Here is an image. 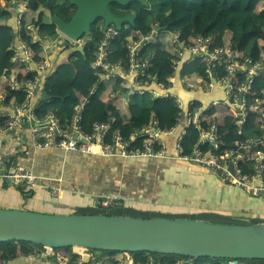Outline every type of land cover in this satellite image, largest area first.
I'll return each instance as SVG.
<instances>
[{"label":"built area","instance_id":"obj_1","mask_svg":"<svg viewBox=\"0 0 264 264\" xmlns=\"http://www.w3.org/2000/svg\"><path fill=\"white\" fill-rule=\"evenodd\" d=\"M10 7H17L16 22L20 45L24 55H20L18 48L14 55V62L21 61L25 72L36 71L37 75L24 80L20 74H12L10 90L23 91V97H17L15 102H5L6 95H0V133L16 131L25 124L32 126L34 146L39 149L53 147L76 153H92L103 156H117L122 158H175L178 161L194 163L204 170L222 175L236 187L252 196H264V60L247 54L243 49L230 45H217L211 35L196 34L187 42L180 32H171L170 43L174 49L170 62L172 74L167 78L168 85L158 76L151 73V56H145L148 46L157 43L158 24L151 28L132 30L131 41L124 43L126 56L123 59L112 58L111 44L122 30H117L111 24L104 30V23L100 25L102 38L98 47L92 52V67L97 70L99 79H115L125 86L122 94H144L149 91L157 101L174 97L179 106L176 113V125L167 130L158 127L154 122L149 127L129 123L124 119L121 126L132 125L133 129L126 134L118 127L117 119L109 116L93 121L91 131H87L83 121L89 115L86 108L89 96L95 93L97 82L88 95H81V101L70 124L63 125L53 111L41 117L30 109V100L39 86V71L48 62L39 61L30 53L20 31L24 26L27 3L22 0H11ZM130 25H125L128 30ZM28 29L35 32L34 25ZM33 38L37 36H32ZM71 40L73 46H85V40ZM32 62L36 69L32 67ZM196 64L204 71L201 75L209 83V89L221 87L224 96L202 103L191 100L188 111L184 112L183 99L173 93L169 86L179 77L178 72L184 64ZM38 70V71H37ZM21 76V77H20ZM180 81L195 88V84L186 75ZM201 88V87H198ZM183 120L181 133L175 143V155L170 156L162 135L170 134ZM253 126L260 129L257 136L246 139H235L228 142L223 138L222 130L230 132L236 130L238 135L250 130ZM194 128L199 131L198 137L189 141L191 151L185 150L186 130ZM230 165L232 169H230ZM0 178L9 183L31 190L43 184L44 177L31 169L21 167L8 156L0 158ZM65 189L52 186L53 196L61 195ZM100 205L104 209L113 208L116 202L102 197ZM31 249L28 253L18 252L5 259L0 258V264H164L150 256L145 262H136L133 255L126 253L119 257L101 254L96 249L83 248L77 251L72 248L75 256L66 252L58 253L57 248L28 242ZM96 250V251H95ZM177 264H181L178 262ZM228 264H240L238 259H229Z\"/></svg>","mask_w":264,"mask_h":264},{"label":"trees","instance_id":"obj_2","mask_svg":"<svg viewBox=\"0 0 264 264\" xmlns=\"http://www.w3.org/2000/svg\"><path fill=\"white\" fill-rule=\"evenodd\" d=\"M2 1L4 2L0 5V22L4 23H0V90L6 93L5 102L10 103L13 99L15 101L17 97H23V91L14 92L10 90L9 81L11 80V74H20L24 80H29L35 77L37 72L22 71L21 67L23 68V63L18 60L4 69L2 68V62L12 53L9 51L10 42L13 39L12 27L7 21L14 13L13 10L8 7L11 0ZM22 1L27 3V10L25 13L24 26L20 31L21 37L25 41L30 53L36 56L39 61H42L44 60L45 41H49L50 38L58 35L57 26L55 24H42L43 15L51 16L58 14L66 19L63 9L69 11L73 9L74 6L68 0ZM261 1L263 0H146L149 6L143 5L138 1L131 2L127 6L112 2L110 4V9L115 15L122 16L133 12L139 15V22L136 23L135 26H131L128 30L123 29L111 44V51H113L112 58L114 60L125 58L126 50L123 45L126 41H131L132 30L141 29L145 31L143 27L149 29L153 24H158L162 29L159 31L157 43L148 46L144 55L151 56L154 54L151 57L149 71L158 76L159 82L163 81L167 85L169 84L167 78L172 74L169 68L172 59L171 53L174 51L170 43L171 32H180L187 42L191 41V38L196 34L211 35L217 45L239 47L247 54L259 58L263 55L264 51V46L261 44V41H264V7L260 10L257 9V5ZM259 5L264 6V3ZM143 7H149V11L144 19H140V12L144 11ZM177 8H179L181 12L179 17L177 16ZM29 11L31 14L29 19L26 20V14ZM100 21L101 18H97L91 25L90 32L83 36L90 46L87 53L85 55L77 54L69 62L58 65L57 69L46 78L44 83L45 98L41 100L34 111L41 117L45 116L49 111H53L59 121L67 126L70 124L76 111V106L81 101V95H88L93 85L97 82L95 93L89 96V103L86 108L89 115L87 119L83 121L86 130L91 131V124L96 119L99 120L114 116L117 119L118 127H120L124 133L128 134L133 129L132 125L126 124L125 126H121L122 121L125 119L123 114L111 102L103 100L111 98L112 94L122 95L121 91L126 89L125 86L115 79H99L97 70L92 67V52L98 47L102 38V30L99 27ZM30 25L36 27L37 37L35 38L32 37V31L28 29ZM193 73L204 75V71L201 67L196 64L185 63L179 72V76L181 75L184 77ZM6 79L9 81L6 82ZM100 99L105 102V110L101 114L93 113ZM129 105L136 108L132 109L130 107L129 119H126L129 123L134 122V124L137 125V122L143 120L144 116H149V111H152L158 122V127L162 130L171 129L177 123L176 113L179 111V106L174 97L165 99L164 101H157L149 91H146L144 94L137 93L130 95ZM3 121L4 118L0 117V123H3ZM222 132L223 138L231 142L235 139H246L257 136L260 133V129L253 126L250 130L244 131L242 135H238L236 130L226 133L223 129ZM198 134L199 131L197 129L190 128L186 130V151L192 150L193 147L189 141L197 138ZM9 158L13 160V158ZM216 176L222 183L235 188V185L222 175L216 174ZM2 180L4 187H8L9 184H11L7 179ZM157 186H160V184H157ZM19 189L23 194L30 193V191L26 193L21 187H19ZM168 190L171 191V194L173 193L170 187ZM160 193L161 191L158 190L153 194L150 191L145 193L142 191L140 195L136 192V194L139 195L136 200L158 202L159 200H164L162 197L157 196ZM247 195L261 199L259 204L256 199L253 200L254 209L260 214L261 207H264V196ZM166 200H172L178 203L182 201L180 195L177 197H167ZM212 200L216 199L214 198ZM224 202H227V198L224 199ZM99 208L104 209L102 207ZM113 208H116V206ZM226 210L233 215V219H249L254 218V216L256 217V212L247 209L236 210L226 208ZM107 214L111 215L109 212ZM261 214H264V212ZM75 249L77 251L83 250V248L77 247H75ZM30 250L28 242L25 241L0 242L1 259H5L11 254H16L18 252L28 253ZM56 251H59V249H56ZM65 251L75 256L71 247H65ZM97 252L115 257L127 253L107 250ZM130 254L134 256L137 263L147 261L150 256H154L155 259L164 264H177L179 261H181V264H228L229 260L209 256L194 258L176 254L150 253L146 251ZM239 260L240 264H245L246 262L264 264V259Z\"/></svg>","mask_w":264,"mask_h":264},{"label":"crops","instance_id":"obj_3","mask_svg":"<svg viewBox=\"0 0 264 264\" xmlns=\"http://www.w3.org/2000/svg\"><path fill=\"white\" fill-rule=\"evenodd\" d=\"M263 3L264 0L258 3V10L264 7L259 5ZM8 7L14 12L12 17L7 21V23L12 27L13 39L11 40L9 47V51L12 53L6 60L2 62L3 69L14 62V55L18 53V51L16 52L17 48L20 52V55H24L23 49L21 47L22 45H20L21 39L16 22V13H18V9L17 7ZM144 10L146 9L144 8ZM69 11L72 12V15H70L71 12H69L68 15L66 10L63 9L64 15L66 17L69 16L70 19L75 13L76 7L74 6V9ZM137 20L138 18L136 19V23L139 22V20ZM102 23L105 25L104 19L100 21L99 27ZM125 25H130V27L135 26L128 22L123 23L121 29L122 31ZM158 27L160 26L158 25ZM32 33V36H37L36 31H32ZM83 36L80 38V40L82 39L87 41L85 38H83ZM66 38L69 40L71 39L58 32L57 36L50 38L49 41H45V53L43 55V61L46 60L48 65L43 69H40L38 73L40 77L39 86L30 100V109L32 110L38 107L41 100L45 98L44 83L46 78L57 69L58 65L69 62L77 54H82L78 50H75L74 48L76 46L73 45H71L72 49L70 51L64 49L63 43ZM89 49L90 46L88 43L84 46L85 54ZM262 56L259 58L263 59ZM32 67L36 69V65L33 62ZM21 69L22 71H26L25 66L23 68L21 67ZM180 77L182 76L180 75L174 81V83L169 86V89L172 92L175 91L180 94L179 87L182 86L186 90L192 92V99H194V101L202 103H209L212 100L222 98L224 96V91L221 87H215L206 93V89H203L201 86V88H189L188 85L180 81ZM10 82L11 80L9 81V86ZM3 94L6 95L5 92L0 90V95ZM122 95L112 94L111 98H106L103 100L106 102H111L118 109H120L119 104L121 103H123L124 106L136 109L135 107L130 106L129 100L127 101L124 99ZM103 100H99L98 104L93 110V113L101 114L104 112L105 102ZM11 102H15L14 99ZM122 114L125 119H129V116H126L123 112ZM143 118V120L137 123L142 127H149L153 124L155 117L152 111H149V116H144ZM183 124L184 122L182 120L181 123L170 134L162 135L170 156L175 155L176 139L181 133ZM33 143L34 139L32 126L28 123L14 132L6 131L0 133V158L4 157L5 155L11 157L21 167L25 169H31L44 177L43 184L31 190H25L26 193L28 191H30V193L23 194L21 191L20 193L16 191V193L10 194L13 199H11L9 194L6 195V198L4 199H6L7 202L12 203V205H23L24 198L26 199L27 196H30L29 198L31 201L29 203V207L32 208L15 207L17 209H28L50 213H65L61 211H53L56 206L52 205H66V203L63 201L65 198L64 194L69 191L72 194L67 197L68 201L69 203L78 204L76 209L84 210L85 199L80 197L79 194L83 196L85 194L89 200L92 199L95 201L93 202L94 206H90L88 208L89 213H99L96 211L99 209V207H101L100 200L102 197L106 196L116 202L115 209L123 210V212L119 213L120 215L139 217H188L191 219H205L214 222L237 223L232 220L225 221V215H229L231 218H233V215L228 213L226 208L236 210L247 209L256 212V216L264 212V207H261L260 214L254 209L253 200L256 199L259 204L261 199L250 197L243 190L232 188L229 185L222 183L218 179V175L216 176L215 173L204 170L202 167L195 165L194 163L178 161L171 157L165 159H129L117 156L108 157L92 153H76L55 149L53 147L39 149L36 148ZM157 184H160V186H157ZM2 186L4 187L3 182ZM52 186H61L65 189V191L57 197L53 196L51 194ZM15 187L19 189L18 186L15 185ZM169 187L173 192L172 194L170 193L171 191L168 190ZM5 188L9 189V186ZM43 190L47 191L46 195ZM156 190L161 191V193L157 196L162 197L164 200H159L158 202H149L153 204L142 203L145 201L136 200V198L140 195V192L143 191L145 193L150 191L153 194ZM136 192L139 193V195L136 194ZM178 195H180L182 199V201L179 203L172 200H166L167 197H177ZM48 197H52L54 200L51 201ZM214 198L216 200H212ZM225 198H227L226 203L224 202ZM123 202H130L132 205L136 206L122 208ZM119 205L120 207H118ZM147 205L156 206L157 208L161 207L165 211H175V213L172 212L168 214L169 216H165L161 214V212L157 211L154 213L148 212V210L144 207ZM178 207H184L187 210L189 209L193 211L195 216H179V213H176ZM142 213H146V215H143ZM216 214H220L221 221L213 220L214 215ZM245 264L261 263L246 262Z\"/></svg>","mask_w":264,"mask_h":264},{"label":"water","instance_id":"obj_4","mask_svg":"<svg viewBox=\"0 0 264 264\" xmlns=\"http://www.w3.org/2000/svg\"><path fill=\"white\" fill-rule=\"evenodd\" d=\"M76 11L66 21L62 16L43 15L42 24H55L58 32L72 40L89 33L97 18L104 19L106 30L114 23L135 25L137 13L117 16L110 4L126 6L146 0H68ZM162 27H157L160 31ZM85 54L84 46L74 48ZM184 112L192 92L179 87ZM129 100L128 94L122 95ZM230 169L232 166L230 165ZM25 241L65 248L81 246L96 250L150 252L187 257L209 256L223 259H264V222L225 223L188 217H139L107 213H50L0 207V242Z\"/></svg>","mask_w":264,"mask_h":264},{"label":"rangeland","instance_id":"obj_5","mask_svg":"<svg viewBox=\"0 0 264 264\" xmlns=\"http://www.w3.org/2000/svg\"><path fill=\"white\" fill-rule=\"evenodd\" d=\"M3 2L4 1H2V0H0V5H2L3 4ZM145 5H147V6H149V4H148V2L145 4ZM143 8H145L146 10H144L143 12H140V19H144V17L147 15V13H148V11H149V7H143ZM74 9V8H73ZM72 9V10H73ZM178 10H177V16L179 17L180 16V14H181V12H180V9L179 8H177ZM67 12V14L69 15V12H71V11H66ZM30 11L29 12H27V14H26V20H28L29 19V16H30ZM185 14V13H184ZM70 15H72V12L70 13ZM69 17V16H68ZM67 17V18H68ZM101 20H102V18H101ZM80 40V39H79ZM81 41V40H80ZM261 44H262V46H264V41H261ZM63 45H64V49H66V50H68V51H70L71 49H72V43H71V41L69 40V39H67L66 38V40L64 41V43H63ZM262 58H263V60H264V51H263V56H262ZM190 77L192 78V80H193V82H194V84H195V88H198V87H202L203 89L205 88L206 89V93H208L209 92V83H208V81L207 80H204L203 78H202V76L200 75V74H198V73H193V74H191L190 75ZM2 80H4V79H2ZM7 81H9V80H7L6 79V82ZM119 107H120V109H119V111L122 113H124L126 116H129L130 115V110H131V108L130 107H128V106H124L123 105V103H121V104H119ZM195 165H197V164H195ZM199 166V165H198ZM222 179V178H221ZM2 182H3V180L0 178V207H3V208H15V207H18V208H32V207H29V203H30V201H31V199L29 198L30 196H27L26 197V199L24 198V204L23 205H12V203H9V202H7L6 201V199H4V198H6V195L7 194H14V193H16V191H18V193H20V190L17 188V187H15V185L14 184H11V185H9V189H7V188H5V187H3L2 186ZM235 188H237V189H239L238 187H236L235 186ZM43 192H45V195L47 194V191L46 190H43ZM72 193H70L69 191H67V193L66 194H64V196H65V198H64V202L66 203V205H63V206H59V205H52V206H56L54 209H53V211H61V212H65V213H82V212H87V213H89L88 212V208L90 207V206H94V204H93V202H95L94 200H89V198L87 197V195L85 196V194H84V196L83 195H81V194H79L80 195V197H82V198H84L85 200H84V210H80V209H76L77 208V206H78V204H75V203H69V201H68V196L69 195H71ZM79 195H78V197H79ZM10 197H11V199H13V197L10 195ZM51 201H53L54 199L52 198V197H48ZM88 198V199H87ZM81 203V202H80ZM142 203H148V204H153V203H149V202H142ZM97 206V205H96ZM131 206H136V205H132L130 202H123V204H122V208H129V207H131ZM118 207H120V205L118 206ZM147 210H148V212H161V214H163V215H165V216H169L168 214L169 213H172L173 211H165L164 209H162L161 207H156V206H152V205H147V206H144ZM142 209V208H141ZM34 211V210H33ZM126 211V210H125ZM41 212V211H40ZM91 212V211H90ZM96 212H99V213H111V214H113V213H117V214H119L120 212H123V210H118V209H115V208H109V210H105V209H101V208H99V209H97V211ZM129 212H131V211H129ZM211 212V211H210ZM173 213H175V211L173 212ZM176 213H179V216H195V213L193 212V211H191V210H187V209H185L184 207H178V210H177V212ZM143 215H146V213H142ZM208 216V215H207ZM213 220H215V221H221V217H220V214H216V215H214V219ZM230 221V220H232V221H235V222H237V223H259V222H264V214H260V215H258V216H256L255 218H249L248 220H246V219H233V218H231V216H229V215H225V221ZM212 222H214V221H212ZM226 223V222H225ZM58 253H60V254H64V253H66V251H65V248L63 247V248H59V251H58ZM179 262H181V261H179Z\"/></svg>","mask_w":264,"mask_h":264},{"label":"flooded vegetation","instance_id":"obj_6","mask_svg":"<svg viewBox=\"0 0 264 264\" xmlns=\"http://www.w3.org/2000/svg\"><path fill=\"white\" fill-rule=\"evenodd\" d=\"M133 13H134V12H133ZM65 20H66V21H68V20H69V17H68V18L66 17V19H65Z\"/></svg>","mask_w":264,"mask_h":264},{"label":"bare ground","instance_id":"obj_7","mask_svg":"<svg viewBox=\"0 0 264 264\" xmlns=\"http://www.w3.org/2000/svg\"><path fill=\"white\" fill-rule=\"evenodd\" d=\"M75 247H77V248H82L81 246H75Z\"/></svg>","mask_w":264,"mask_h":264}]
</instances>
